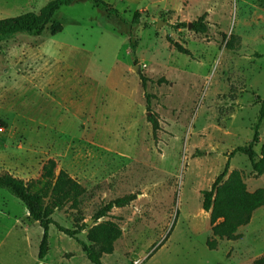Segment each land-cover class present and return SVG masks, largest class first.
<instances>
[{
  "label": "rangeland",
  "instance_id": "obj_1",
  "mask_svg": "<svg viewBox=\"0 0 264 264\" xmlns=\"http://www.w3.org/2000/svg\"><path fill=\"white\" fill-rule=\"evenodd\" d=\"M51 1L0 0V19L39 13ZM102 1L129 23L139 15L133 48L127 25L93 0L57 12L58 35L49 25L39 37L0 44V174L37 181L54 160L56 174L66 171L85 190L78 209L68 204L54 220L87 226L85 241L102 223L121 231L103 264H264V207L238 239L210 250L202 195L229 160L222 183L236 171L249 192L264 189L247 156L230 157L256 131L257 158L264 146V0ZM202 17L206 34L188 29ZM80 97L93 106L78 119L70 111L80 109ZM128 196L132 203L95 223L102 206ZM42 235L25 205L0 189V264H92L54 227L40 260Z\"/></svg>",
  "mask_w": 264,
  "mask_h": 264
},
{
  "label": "trees",
  "instance_id": "obj_2",
  "mask_svg": "<svg viewBox=\"0 0 264 264\" xmlns=\"http://www.w3.org/2000/svg\"><path fill=\"white\" fill-rule=\"evenodd\" d=\"M77 0H53L49 2L39 13H26L13 18L0 19V44L8 43L18 36L39 37L46 28L51 25L52 35L63 32V25L53 21L57 12L62 8L70 7ZM97 8L105 10L110 16L121 19L127 25L129 45L133 48V36L136 25L139 24V15L129 23L121 17L118 10L110 7L102 0H93ZM193 31L206 34L208 27L204 17L192 25ZM230 44L228 47L230 48ZM179 52L190 55L189 51L179 48ZM146 90L145 78L142 79ZM148 118L152 125L154 139L157 140L160 131L159 122L150 108V95L146 94ZM260 123L264 119V99L261 102ZM260 143V133L256 131L250 144L234 150L230 157L243 154L251 162L252 169L257 176L264 175V146L262 154L257 158L255 148ZM230 168V160L227 162L223 173L215 180L210 190L202 192L204 202L203 210L211 212L213 239L208 241L210 250H214L218 240H236L241 227L251 222L255 211L264 207V189L249 192L239 172H233L226 182L222 183ZM57 163L49 160L43 166L42 175L37 181H24L10 174H0V189L6 190L11 196L21 201L27 208L30 218L38 222L43 230L39 248V259L44 260L49 254V241L51 229L56 228L61 234L75 240L85 251L88 260L92 264H103L104 254L113 253V245L120 237V229L110 222L102 223L92 228L88 234V241L82 240L80 235L87 226L67 228L54 220V213L70 204L72 209H78L81 205V197L85 194L84 188L74 180L66 171L56 174ZM134 196H128L113 200L102 206L94 215L95 223L106 218L115 208H123L134 201ZM97 244L96 246L91 245Z\"/></svg>",
  "mask_w": 264,
  "mask_h": 264
},
{
  "label": "crops",
  "instance_id": "obj_3",
  "mask_svg": "<svg viewBox=\"0 0 264 264\" xmlns=\"http://www.w3.org/2000/svg\"><path fill=\"white\" fill-rule=\"evenodd\" d=\"M78 101L80 103V107H79L80 109L78 111L75 112V111L71 110L69 104L67 105V109L71 110L70 112H72L73 116H75L76 118H78V119L85 118V117H87V115L85 116L83 113L86 112V114H89L91 112V108H92L91 105L93 103V100L92 99L84 100L82 97H80ZM76 103H77V100H75V104ZM83 111H85V112H83ZM26 182H28V181H26Z\"/></svg>",
  "mask_w": 264,
  "mask_h": 264
},
{
  "label": "water",
  "instance_id": "obj_4",
  "mask_svg": "<svg viewBox=\"0 0 264 264\" xmlns=\"http://www.w3.org/2000/svg\"><path fill=\"white\" fill-rule=\"evenodd\" d=\"M161 26H162V24L159 23L158 27H161ZM191 27H192V24H189L188 25V29H191ZM135 71L139 72L140 71V67H136ZM93 224H94V221H90L89 226H92Z\"/></svg>",
  "mask_w": 264,
  "mask_h": 264
},
{
  "label": "built area",
  "instance_id": "obj_5",
  "mask_svg": "<svg viewBox=\"0 0 264 264\" xmlns=\"http://www.w3.org/2000/svg\"><path fill=\"white\" fill-rule=\"evenodd\" d=\"M137 264H140V262H138Z\"/></svg>",
  "mask_w": 264,
  "mask_h": 264
}]
</instances>
